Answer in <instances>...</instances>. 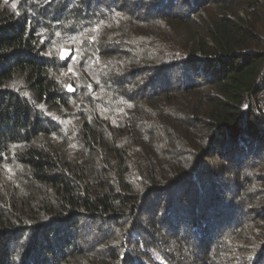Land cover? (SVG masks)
Masks as SVG:
<instances>
[{"label":"trees","instance_id":"trees-1","mask_svg":"<svg viewBox=\"0 0 264 264\" xmlns=\"http://www.w3.org/2000/svg\"><path fill=\"white\" fill-rule=\"evenodd\" d=\"M259 203L264 0H0V264H264Z\"/></svg>","mask_w":264,"mask_h":264},{"label":"water","instance_id":"water-1","mask_svg":"<svg viewBox=\"0 0 264 264\" xmlns=\"http://www.w3.org/2000/svg\"><path fill=\"white\" fill-rule=\"evenodd\" d=\"M64 50H68L69 52H70V55H71V53H72V51H71V49H69V48H62L61 49V52H60V59L62 60V61H64V60H66L70 55H68L66 58H62V53L64 52ZM69 86H71V88L73 89V90H69ZM66 89L68 90V91H70V92H74V87H72V85L71 84H68L67 85V87H66Z\"/></svg>","mask_w":264,"mask_h":264},{"label":"snow or ice","instance_id":"snow-or-ice-1","mask_svg":"<svg viewBox=\"0 0 264 264\" xmlns=\"http://www.w3.org/2000/svg\"><path fill=\"white\" fill-rule=\"evenodd\" d=\"M5 3H7V0H5ZM12 6H13V8L16 7L15 4H13ZM68 55H70V52H69L68 50H64V52L62 53V58H66ZM70 71H71V69H70ZM69 90H70V91L73 90V89L71 88V86H69Z\"/></svg>","mask_w":264,"mask_h":264},{"label":"rangeland","instance_id":"rangeland-1","mask_svg":"<svg viewBox=\"0 0 264 264\" xmlns=\"http://www.w3.org/2000/svg\"><path fill=\"white\" fill-rule=\"evenodd\" d=\"M63 48H65V47H63ZM61 49H62V48H61ZM61 49H60V51H59V56H60ZM258 206H259V207H263L264 204H263V203H259Z\"/></svg>","mask_w":264,"mask_h":264}]
</instances>
